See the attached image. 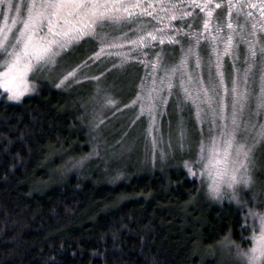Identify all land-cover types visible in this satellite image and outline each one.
<instances>
[{
	"label": "rangeland",
	"instance_id": "374dc122",
	"mask_svg": "<svg viewBox=\"0 0 264 264\" xmlns=\"http://www.w3.org/2000/svg\"><path fill=\"white\" fill-rule=\"evenodd\" d=\"M56 3L0 0V97L18 103L60 88L102 161L141 169L180 161L208 197L246 207L252 241L220 244L225 260L264 264V36L245 18L213 35L174 12L126 24L100 17L88 42L68 44L78 38L37 32ZM34 37L31 50L21 47Z\"/></svg>",
	"mask_w": 264,
	"mask_h": 264
},
{
	"label": "trees",
	"instance_id": "16d2710c",
	"mask_svg": "<svg viewBox=\"0 0 264 264\" xmlns=\"http://www.w3.org/2000/svg\"><path fill=\"white\" fill-rule=\"evenodd\" d=\"M70 97H0V264H231L220 244L250 246L246 207L208 197L180 161H102Z\"/></svg>",
	"mask_w": 264,
	"mask_h": 264
},
{
	"label": "flooded vegetation",
	"instance_id": "af4514ba",
	"mask_svg": "<svg viewBox=\"0 0 264 264\" xmlns=\"http://www.w3.org/2000/svg\"><path fill=\"white\" fill-rule=\"evenodd\" d=\"M52 0H44L48 3ZM52 17L37 31L50 32L60 39L76 36L68 44L88 42L98 32L100 17L118 20L122 24L132 19H153L160 14L175 12L176 19L197 23L204 32L218 35L233 27L234 19H247L251 34L264 36V0H56ZM53 10V9H52ZM103 19V20H105ZM249 23V24H248ZM109 25L111 23H108ZM114 26L113 24H111ZM188 27V28H189ZM187 31H196V28ZM32 38L21 46L31 50ZM79 44V43H76ZM93 49L96 47L91 44ZM64 46V45H63ZM67 46V45H65Z\"/></svg>",
	"mask_w": 264,
	"mask_h": 264
}]
</instances>
